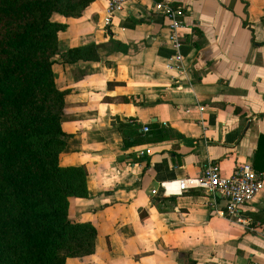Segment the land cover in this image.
I'll return each instance as SVG.
<instances>
[{
    "label": "crops",
    "instance_id": "0c3cea01",
    "mask_svg": "<svg viewBox=\"0 0 264 264\" xmlns=\"http://www.w3.org/2000/svg\"><path fill=\"white\" fill-rule=\"evenodd\" d=\"M108 1L51 13L66 23L58 50L93 41L98 54L51 63L67 88L57 161L86 169L67 215L96 229L93 251L63 264H264V185L237 215L177 189L208 161L264 172V0H164L183 10L176 47L155 0H117L104 23Z\"/></svg>",
    "mask_w": 264,
    "mask_h": 264
},
{
    "label": "trees",
    "instance_id": "16d2710c",
    "mask_svg": "<svg viewBox=\"0 0 264 264\" xmlns=\"http://www.w3.org/2000/svg\"><path fill=\"white\" fill-rule=\"evenodd\" d=\"M89 1L0 0V264H63L93 251L94 225L67 215V197L86 195V169L57 161L67 88L51 69L54 54L97 59L93 41L58 50L66 23L51 18L76 16Z\"/></svg>",
    "mask_w": 264,
    "mask_h": 264
},
{
    "label": "built area",
    "instance_id": "2783aa9c",
    "mask_svg": "<svg viewBox=\"0 0 264 264\" xmlns=\"http://www.w3.org/2000/svg\"><path fill=\"white\" fill-rule=\"evenodd\" d=\"M118 6L117 0L108 1L104 23H107L109 14ZM152 8L167 19L168 37L172 45L176 47L178 42L175 31L182 24V8L164 0H155L152 3ZM170 59L179 61V55L174 53L170 56ZM142 129L145 131L148 127L143 125ZM159 185L163 186V182L160 181ZM263 185L264 172L254 169L249 161L238 162L228 174H222L216 162L208 161L203 164L198 173L177 178L178 191L188 188H200L211 196L218 195L224 200L226 213L236 215L239 213L241 206L251 200L252 196ZM151 192H154V189H151ZM162 193H166L164 189Z\"/></svg>",
    "mask_w": 264,
    "mask_h": 264
}]
</instances>
